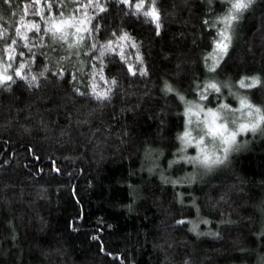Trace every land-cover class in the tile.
I'll list each match as a JSON object with an SVG mask.
<instances>
[{
	"label": "trees",
	"instance_id": "16d2710c",
	"mask_svg": "<svg viewBox=\"0 0 264 264\" xmlns=\"http://www.w3.org/2000/svg\"><path fill=\"white\" fill-rule=\"evenodd\" d=\"M28 2L0 0L9 37ZM228 6L156 0L157 34L150 19L107 0L97 16V48L113 32H127L143 63L127 44L136 75L106 54L104 74L117 80L106 100L91 95L98 51L68 52L47 37L44 47L33 41L32 53L20 49L25 56L18 60L34 54L30 75L39 86L15 77L0 86V264H264V126L242 135L227 165L211 175L169 166L181 156L185 128L177 93L193 99L197 85L215 77L231 89L210 95L214 104L241 94L242 77H259L247 92L264 108V0H254L234 23L216 72L207 69L204 57L222 26L215 22Z\"/></svg>",
	"mask_w": 264,
	"mask_h": 264
},
{
	"label": "snow or ice",
	"instance_id": "6c2138e0",
	"mask_svg": "<svg viewBox=\"0 0 264 264\" xmlns=\"http://www.w3.org/2000/svg\"><path fill=\"white\" fill-rule=\"evenodd\" d=\"M3 2L10 5L12 0H3ZM106 3L107 0H29L23 6L20 18L15 22L17 26L11 37H9L8 29L0 24V86L5 84L10 86L15 82L14 77L25 80L30 85L39 86L37 76L30 75L31 64L35 62L34 54L27 61L18 60V57L25 56V52L20 50L22 48L32 53V48L36 46L33 41L38 40L39 46L44 47V40L47 37L51 44L59 45L68 52L76 49L78 53L79 49L85 46L90 49V52L98 51V55L94 58L100 61V68L97 70V66L92 65L91 95L97 100L109 99L117 80L105 76L103 57L109 53L118 56L132 75H136L137 71L125 54V44L137 49L136 63L142 65L143 59L138 51L139 46L127 32H121L120 35L113 32V38L101 45L99 49L97 48L94 42V34L99 31L97 16L107 11ZM117 3L125 5L133 15H143L150 19L156 25L157 34H159L161 25L156 0H117ZM225 3L229 6L215 22L222 26L216 30L217 38L213 40V50L204 57L210 73L216 72L220 60L227 54L232 41L234 23L240 19L244 11L251 7L254 0H225ZM28 15L39 17V21L26 19ZM94 21L96 23H93ZM204 23L208 24V21L205 20ZM29 33L35 35L29 36ZM85 41L90 42L85 45ZM64 58L69 59L70 56ZM139 74L146 75V69L141 68ZM39 75L43 76L44 72ZM72 79L75 80L76 77L73 76ZM237 83L242 89H251L259 85L261 81L259 77H242ZM166 87L167 91H174L171 86ZM197 87L200 88L199 101L203 102L208 101L212 94H216L219 98L222 88L230 89L231 85L212 77L203 86L197 85ZM76 91L79 92V89ZM79 94L84 95V93ZM177 95L181 102H185L184 96L178 93ZM232 95L238 100V107L234 108L228 103H219L216 107L193 101L185 103L183 113L185 128L178 136L181 142L178 151L184 155H181L179 160L171 161L170 167L173 163H179L182 160L193 166L211 170L213 167L224 164L229 153L238 148L237 138L239 136L262 130L264 108L253 104L247 96H237L235 93ZM189 148L195 149V154H187ZM190 178L194 179V177ZM185 222L184 220L177 221L180 224ZM188 222L193 224L192 230L195 231L198 225L192 221ZM203 223H208V221H203Z\"/></svg>",
	"mask_w": 264,
	"mask_h": 264
},
{
	"label": "rangeland",
	"instance_id": "374dc122",
	"mask_svg": "<svg viewBox=\"0 0 264 264\" xmlns=\"http://www.w3.org/2000/svg\"><path fill=\"white\" fill-rule=\"evenodd\" d=\"M225 1V0H224ZM234 28H235V24L233 25V30H232V38H233V35H234ZM225 56V55H224ZM223 56V57H224ZM222 57V58H223ZM237 86H238V88L241 90V94H239V92H237V91H233V92H231L229 95H230V98H231V100H227V98H221L220 99V101L218 100L217 101V103H214V104H210L208 101H203V102H200L199 101V98H198V94L196 95V97L195 98H191L190 100H186V98H185V102H183V104H184V110H185V103L187 102V101H193V102H200V103H204L206 106H211V107H216L219 103H228V104H231L234 108L235 107H238L239 105H238V100L232 95V93H235L237 96H247L248 97V90L249 89H242V88H240L239 87V85H238V83H237ZM231 89V88H230ZM230 89L228 88V90L230 91ZM173 93H177L176 91H173ZM198 93H199V91H198ZM210 97V96H209ZM229 98V99H230ZM248 99L250 100V98L248 97ZM251 101V100H250ZM243 135H245V134H243ZM242 136V135H241ZM241 136H239L237 139H238V145L240 146V144H241ZM239 146H238V148H239ZM180 147H181V142H180ZM180 147H179V149H180ZM237 148V149H238ZM236 149V150H237ZM236 150H234V151H236ZM234 151H231L230 153H229V155H228V159L226 160V162L224 163V164H222V165H219V166H216V167H213L211 170H207V169H205V168H203V167H200V166H193V165H191V164H188V163H185V162H183L182 160L179 162V163H175L174 164V166H176V165H180V164H184V167L185 166H187V167H189V170H187L188 172H187V174H190V175H193V176H198V175H201L202 173H204V174H206L207 176L208 175H211L213 172H215L216 170H218V169H220L221 167H224L225 165H227V163L229 162V159H230V156H231V154L234 152ZM177 154L178 155H184L183 153H180L179 151H177ZM187 154H189V155H191V154H195V149H193V148H189L188 149V151H187ZM177 160H179V158H177ZM180 167V166H179Z\"/></svg>",
	"mask_w": 264,
	"mask_h": 264
}]
</instances>
